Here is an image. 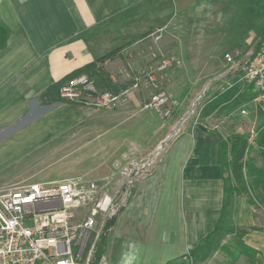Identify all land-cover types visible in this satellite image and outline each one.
<instances>
[{
	"label": "crops",
	"instance_id": "crops-1",
	"mask_svg": "<svg viewBox=\"0 0 264 264\" xmlns=\"http://www.w3.org/2000/svg\"><path fill=\"white\" fill-rule=\"evenodd\" d=\"M228 1L0 0V21L9 28L6 45L0 49V190L90 173L92 179L108 178L122 154L143 159L155 153L147 172L133 181L128 197V264H191L190 259L197 258L196 246L213 229L221 206V149L213 132L218 120L209 111L222 95L207 93L195 117L184 120V116L203 77L223 67L213 78L235 81L239 69L220 60L193 59L196 55L188 51L185 40L192 38L197 26L216 23L227 47L229 36L222 28L221 14L213 10ZM262 28L244 53L237 46L225 47L223 58L224 53L239 49L244 61L259 51L264 46L259 38ZM158 34L155 49L142 54L149 57L158 52L178 62L162 75L166 90L176 100L170 117L142 107L150 94L145 86L132 90L127 100L112 108L42 100L50 85L72 71L122 49L129 40H151ZM173 70H181L180 75ZM213 82L209 81L211 86ZM246 85L257 100L256 89ZM75 152L79 163L65 166L68 174L60 178L49 180L35 171ZM89 160L93 161L87 170L79 167ZM232 219L237 230H246L244 243L258 250L257 258L264 264V214L235 199ZM209 244L199 256L208 253ZM218 251L209 264L218 259Z\"/></svg>",
	"mask_w": 264,
	"mask_h": 264
},
{
	"label": "built area",
	"instance_id": "built-area-1",
	"mask_svg": "<svg viewBox=\"0 0 264 264\" xmlns=\"http://www.w3.org/2000/svg\"><path fill=\"white\" fill-rule=\"evenodd\" d=\"M240 57L239 49L224 53L226 63L238 67V80L256 89L264 111V46L244 61ZM173 63H178L173 57L162 58L156 69L135 76L129 87L119 93L106 90L90 105L112 108L127 100L132 90L145 86L150 94L142 107L170 117L176 100L159 82L156 71ZM79 76L71 79L69 86L60 87L61 98L79 96L78 92L68 93L84 82ZM154 156L152 153L138 163L123 154L113 163L114 176L108 178L75 177L0 190V264H106L105 252L98 254L101 239L109 235L114 216L126 204L131 182L147 172Z\"/></svg>",
	"mask_w": 264,
	"mask_h": 264
},
{
	"label": "rangeland",
	"instance_id": "rangeland-1",
	"mask_svg": "<svg viewBox=\"0 0 264 264\" xmlns=\"http://www.w3.org/2000/svg\"><path fill=\"white\" fill-rule=\"evenodd\" d=\"M213 11L221 14L222 28L226 35L229 36L227 47V38L223 36V31L221 30L220 25L216 23H214L213 26H210L209 23L206 26H197V30L191 34L192 38L189 39V41H185L187 42L188 51L191 50L190 52L196 55L193 59L198 60L201 63H204V61L217 62L220 60L226 64V61L223 58V49L225 47V50H227L229 47L237 46L243 50L242 53H244L245 50L257 40L258 36L256 32L264 26V0H230L226 6L219 7ZM201 27L202 30H200ZM147 35L148 34L145 36ZM191 36H189V38ZM140 39L141 38H137L123 43V48L114 60L106 66H101L102 71L109 75L111 82L116 86H123L122 89L129 87L135 76H138L147 70L156 69L163 58L157 51V53L155 52V55L151 54L149 57L143 56L142 51L151 53V50L155 49L157 39H155V37L154 39L151 38V40H148L150 39L148 38L145 41ZM175 64L177 63H173V65ZM171 66L168 68L171 69ZM224 69L225 68L221 67L218 72H213L202 78V83L197 90L198 94L190 100L189 109L184 116V120L193 119L196 115L199 102L207 93L213 91L212 94H214V97H220L219 95H222L219 98V101H217L209 111L210 117L218 120V128L213 127V132L218 139L220 140L233 132H247L252 139L257 127H259L264 121V111L261 109L260 104L257 103L255 94L250 91L251 89H249L245 83H242L237 79L234 81L230 77L227 79L223 78V80L219 78L218 80H215V78H213L214 75L217 74L218 77ZM180 71L181 70H175L174 72H179L180 75ZM164 72H167V69L156 71V76L166 89L165 79L162 77ZM81 76L84 77V82L73 86V88L71 87L68 92L69 94L72 92H78L79 96L68 97L66 98L67 100H65L70 103L95 107L90 105V103L94 101L95 96L106 90L97 89L95 85L97 79L96 76L89 73L82 74L79 77ZM211 79L214 81L212 86L209 83ZM70 80L65 81L62 86H69ZM216 85L217 87H215ZM60 89L59 95L61 93ZM170 96L175 100L171 94ZM61 99L63 100V98ZM85 101L89 102V104L85 103ZM161 117L164 118L162 115ZM198 120H200V118ZM124 129L126 130V128ZM126 133L128 138V131H126ZM166 148L167 144H165L163 150ZM77 155L76 152L70 153L67 157L63 158L64 162L61 160L52 162L47 168L35 171H40L43 176L47 175L46 178L49 180L60 178L63 175L68 174L65 166L79 163V161H76L78 160ZM149 155L150 154L143 159L129 156V159L140 163L141 161L147 160ZM157 155H159V153ZM89 161V163H85L84 161V164H80L79 167L84 165L83 170H87L88 165L92 163L93 160ZM41 173L40 176H42ZM141 173L137 175L136 178L141 176ZM85 177L93 178L94 175L90 173ZM37 179L38 178L36 177L35 180ZM132 184L133 182L130 184L128 197L132 189ZM115 186H117V184ZM235 199L241 203L245 202L244 197H236ZM254 209H258L261 214H264V208ZM229 238L230 236L224 234H219L214 237L209 244L208 253L204 256L201 255L196 259L191 258V264H209L214 251L216 252V250H213L214 246L217 243H225ZM218 253V259H214V264H225L228 257L225 256L223 252L218 251ZM105 257L108 259V264H128V200L126 204L119 209L112 220V230L107 236V244L105 245ZM234 264L250 263L247 262L245 256L242 255Z\"/></svg>",
	"mask_w": 264,
	"mask_h": 264
},
{
	"label": "trees",
	"instance_id": "trees-1",
	"mask_svg": "<svg viewBox=\"0 0 264 264\" xmlns=\"http://www.w3.org/2000/svg\"><path fill=\"white\" fill-rule=\"evenodd\" d=\"M9 28L0 21V49L4 48L8 39ZM260 40L264 39V28L259 32ZM121 48H116L78 68L50 85L41 98L43 101H62L59 89L65 81L81 74L89 73L97 77V89L119 92L123 86L114 85L101 66L112 59ZM221 149L222 199L219 216L213 229L206 234L196 246L194 256L198 257L203 247L219 234L230 236L225 243H217L213 250L223 252L228 260L225 264H234L240 256H245L250 264H261L257 258L258 250L243 241L245 229H236L233 219V206L236 197H244L247 204L254 208H264V121L255 131L251 139L247 132H233L219 140ZM107 237H102L98 254L105 250Z\"/></svg>",
	"mask_w": 264,
	"mask_h": 264
},
{
	"label": "bare ground",
	"instance_id": "bare-ground-1",
	"mask_svg": "<svg viewBox=\"0 0 264 264\" xmlns=\"http://www.w3.org/2000/svg\"><path fill=\"white\" fill-rule=\"evenodd\" d=\"M155 154V153H154Z\"/></svg>",
	"mask_w": 264,
	"mask_h": 264
}]
</instances>
